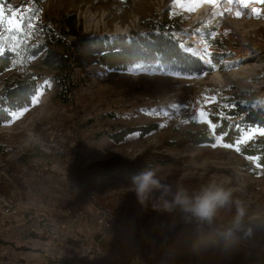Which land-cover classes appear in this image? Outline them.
Instances as JSON below:
<instances>
[{
	"label": "rangeland",
	"instance_id": "374dc122",
	"mask_svg": "<svg viewBox=\"0 0 264 264\" xmlns=\"http://www.w3.org/2000/svg\"><path fill=\"white\" fill-rule=\"evenodd\" d=\"M27 1L10 5L34 12L36 28L37 21L74 14L81 36L110 40L144 35L145 26L165 13L180 17L182 30L172 38L183 54L213 64V72L197 79L99 75L105 70L92 59L73 73L77 88L64 100L42 72L43 87L30 108L0 127V264H166L181 261L175 246L187 242L212 264H264V169L236 151L264 139L261 128H238L233 148L212 147L219 137L209 120L212 106L223 105L219 94L257 91L254 107L264 109V3L46 0L30 7ZM28 41L0 32V52L23 53ZM156 109L168 115H153ZM200 112L207 122L192 121ZM146 126L155 131L135 132L121 142L109 137ZM196 130H206L213 143H189L188 133ZM135 162L151 163L161 185L173 193L182 185L196 195L215 184L231 191V201L205 220L164 210L163 200L172 196L162 199L163 189L141 204L130 182L87 178L98 165L114 171ZM237 202L244 208L239 228ZM184 226H190L188 233Z\"/></svg>",
	"mask_w": 264,
	"mask_h": 264
},
{
	"label": "trees",
	"instance_id": "16d2710c",
	"mask_svg": "<svg viewBox=\"0 0 264 264\" xmlns=\"http://www.w3.org/2000/svg\"><path fill=\"white\" fill-rule=\"evenodd\" d=\"M46 0H28L30 7L39 6ZM11 0H7L10 4ZM24 2L21 6H26ZM74 14H61L55 20L43 23L37 21L36 33L29 39L23 53L2 50L0 52V77L12 74L0 81V127L13 122L12 114L16 115L29 109L33 99L41 92L40 83L46 75L49 82L56 88V97L64 100L72 94L77 84L72 81L73 73L81 67L82 61L94 59V65L106 69H116L113 73H128L129 66L139 62L161 63L173 66L179 73L175 76L182 79H197L213 72V64L206 65L199 59L181 52L171 33L182 30L183 22L180 17L169 16L165 13L162 20L145 26L144 35L131 38L119 37L110 40L107 37L81 36L79 25ZM212 63L217 64V61ZM220 65V64H219ZM21 71V72H19ZM257 91L246 90L230 96L220 95L223 105L212 106L213 113L209 120L215 124L213 136H223V143L233 144L239 138L238 128L264 129V109L254 107ZM239 119L238 122H232ZM12 121L11 123H6ZM155 131L154 126L130 129L110 133L114 142H121L125 136L132 133L146 135ZM131 132V133H130ZM188 142L194 146L212 144L213 137L206 130H196L187 135ZM240 153L256 160L257 165L264 169V139L245 142L240 146ZM151 163H130L117 170L98 165L88 174L87 178L102 180L110 183L126 184L131 177L144 170H151ZM187 233L189 232V227ZM183 228V229H184ZM242 239L249 236L241 234ZM1 245V242H0ZM187 246L176 245V255L180 262L166 264H212L196 252L192 243Z\"/></svg>",
	"mask_w": 264,
	"mask_h": 264
},
{
	"label": "clouds",
	"instance_id": "9594fccd",
	"mask_svg": "<svg viewBox=\"0 0 264 264\" xmlns=\"http://www.w3.org/2000/svg\"><path fill=\"white\" fill-rule=\"evenodd\" d=\"M129 188L133 191L141 204H144L157 190L163 189L161 198L171 194L172 199L163 200L166 211L179 209L188 217L211 220L219 207L231 201V191L215 184L208 185L196 195H189L187 189L178 186L173 193L170 188L162 186L156 174L151 170H144L131 177ZM244 216V208L237 202V213L234 226L239 228Z\"/></svg>",
	"mask_w": 264,
	"mask_h": 264
},
{
	"label": "snow or ice",
	"instance_id": "6c2138e0",
	"mask_svg": "<svg viewBox=\"0 0 264 264\" xmlns=\"http://www.w3.org/2000/svg\"><path fill=\"white\" fill-rule=\"evenodd\" d=\"M245 6L249 2V0H240ZM258 3H264V0H256ZM253 12L256 15H259L258 12H256L255 9H253ZM241 15L240 12H237V16L239 17ZM35 20L36 16L34 12L27 8H21V9H14L10 4L7 3V0H0V32H14L16 33L21 39H31L32 36L36 33V27H35ZM6 23L12 24L15 23V27L13 28H6ZM203 55H209L206 51L203 53ZM110 71H116V69H106L103 73H98L99 75H105L107 72ZM128 73L135 76L138 74H145L148 77H174L179 75L177 71L174 70L173 66H165L161 63H151L147 61L139 62L135 66H129L127 68ZM25 111L27 109H24ZM144 111V110H142ZM23 113L21 112L20 115ZM153 115H163L167 116L168 112L165 110H152ZM13 120L19 118L18 115L15 113L12 114ZM193 122H200L203 120L206 121L205 114L203 112H200L198 114H194L191 117ZM12 121H7L6 123H11ZM187 122V121H186ZM164 125H161L163 127ZM210 127L214 128V126ZM253 133H250L251 135ZM259 135L264 136V129L259 130ZM243 139L238 141L237 143H242ZM217 146H223L225 148H233L234 145L231 143H223V136L216 139V142L212 144V147ZM236 151H240L239 147H236ZM248 159H254L252 157H248ZM259 167V165H257Z\"/></svg>",
	"mask_w": 264,
	"mask_h": 264
},
{
	"label": "bare ground",
	"instance_id": "6f19581e",
	"mask_svg": "<svg viewBox=\"0 0 264 264\" xmlns=\"http://www.w3.org/2000/svg\"><path fill=\"white\" fill-rule=\"evenodd\" d=\"M190 51L194 52L195 50H190ZM213 78L215 79V81L220 79L219 75H217L216 73H215V76ZM213 78H212V80H213Z\"/></svg>",
	"mask_w": 264,
	"mask_h": 264
}]
</instances>
